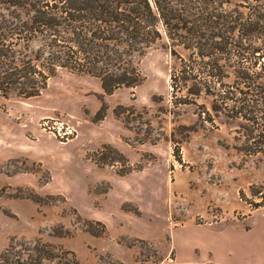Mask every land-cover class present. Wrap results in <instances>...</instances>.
<instances>
[{"label":"rangeland","instance_id":"1","mask_svg":"<svg viewBox=\"0 0 264 264\" xmlns=\"http://www.w3.org/2000/svg\"><path fill=\"white\" fill-rule=\"evenodd\" d=\"M227 1L226 12L264 9ZM135 63L142 82L103 95L98 122L103 92L87 74L0 95V264L35 249L45 264H264V153L240 150L238 122L209 96L177 102L165 38Z\"/></svg>","mask_w":264,"mask_h":264},{"label":"trees","instance_id":"2","mask_svg":"<svg viewBox=\"0 0 264 264\" xmlns=\"http://www.w3.org/2000/svg\"><path fill=\"white\" fill-rule=\"evenodd\" d=\"M225 1L0 0V95L37 96L61 70L87 74L103 91L98 122L107 110L103 95L139 85L135 58L165 38L176 60L173 86L186 95L177 102L209 96L215 113L238 122L240 150L264 153V9L226 12ZM101 148L125 159L109 144ZM50 258L35 249L17 263Z\"/></svg>","mask_w":264,"mask_h":264},{"label":"built area","instance_id":"3","mask_svg":"<svg viewBox=\"0 0 264 264\" xmlns=\"http://www.w3.org/2000/svg\"><path fill=\"white\" fill-rule=\"evenodd\" d=\"M47 121H48V120H46V122H45V121L43 122V126H44V127H48V126H49L48 123H47ZM71 131H72V130H70V128H69L68 126H65V127H64V130H62V131L58 130V131H57V134H58L59 136H62L61 138H63L64 136H66V137L69 136V135L71 134ZM61 132H62V133H61Z\"/></svg>","mask_w":264,"mask_h":264},{"label":"crops","instance_id":"4","mask_svg":"<svg viewBox=\"0 0 264 264\" xmlns=\"http://www.w3.org/2000/svg\"><path fill=\"white\" fill-rule=\"evenodd\" d=\"M99 83H100V82H99ZM100 89H101V90H99V91L103 92L101 86H100ZM118 89H119V88H118ZM104 95H106V94H104ZM106 96H108V95H106Z\"/></svg>","mask_w":264,"mask_h":264}]
</instances>
